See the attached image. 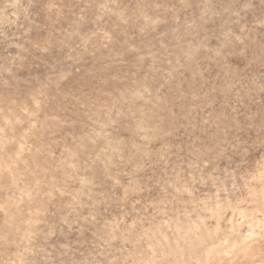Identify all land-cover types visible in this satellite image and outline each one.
<instances>
[{"label":"rangeland","instance_id":"1","mask_svg":"<svg viewBox=\"0 0 264 264\" xmlns=\"http://www.w3.org/2000/svg\"><path fill=\"white\" fill-rule=\"evenodd\" d=\"M0 264H264V0H0Z\"/></svg>","mask_w":264,"mask_h":264}]
</instances>
